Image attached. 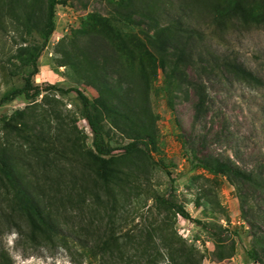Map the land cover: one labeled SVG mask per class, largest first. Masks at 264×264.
<instances>
[{
  "label": "rangeland",
  "instance_id": "rangeland-1",
  "mask_svg": "<svg viewBox=\"0 0 264 264\" xmlns=\"http://www.w3.org/2000/svg\"><path fill=\"white\" fill-rule=\"evenodd\" d=\"M139 1L163 4V19L202 27L204 40L185 66L174 67L172 54L154 48V25L140 13L133 22L119 19V0H59L32 78L59 89L0 105V154L11 165L10 174L0 171V244L14 264H264V190L192 167L181 146V138L194 140L203 152L264 174V24L210 31L200 6ZM47 6L0 0V98L23 84L28 68L20 46L42 43ZM90 13L109 23L87 22ZM224 59L251 70L262 85L226 71ZM194 85L206 98L198 121ZM69 88L90 98L101 89L108 108L100 107L101 123L114 148L107 164L116 177L98 176L91 132ZM141 131L148 154H125L122 147ZM19 181L60 234L29 235ZM160 197L182 204L202 225L174 214ZM9 214L24 231L20 240L4 220ZM252 248L256 261L247 256Z\"/></svg>",
  "mask_w": 264,
  "mask_h": 264
},
{
  "label": "trees",
  "instance_id": "trees-1",
  "mask_svg": "<svg viewBox=\"0 0 264 264\" xmlns=\"http://www.w3.org/2000/svg\"><path fill=\"white\" fill-rule=\"evenodd\" d=\"M58 2L59 0H48L45 21L40 30L42 43L37 45L35 42L28 41L27 44L20 46L21 54L25 57L23 66L28 68L27 75L20 87H14L1 96L0 105L21 95L30 100L38 97L44 90L59 89L54 84L41 87L35 84L32 79L38 72L37 61L40 51L54 30L55 6ZM119 4L124 8L123 12H118L119 19L133 22L131 17L136 13H140L145 19L152 22V25H154L152 44L161 54H172L175 58L174 67L185 66L191 56L190 50L193 49L195 43L199 44V42L204 40L205 32L202 27L194 25V23L183 22L177 18L163 19V17H166L162 9L163 4H159L154 8L153 4H144L139 0H119ZM179 6L191 11L197 8L199 10V6L200 8L202 7L207 13V21L204 25L210 31H213V29H217L219 32L226 31L227 26L232 22H240L243 25L264 24V0H186L185 2L183 0V3L179 4ZM86 21L95 25L106 26L109 23V18L101 16L98 13H90ZM24 32L26 35H31L28 30L24 29ZM222 65L226 71L231 72L237 78L256 85H262V81L251 70L244 68L241 64L224 59ZM194 87L196 89L197 101L193 108L195 110V120L198 121L205 111L206 98L202 87L199 88V85H194ZM71 91L76 93V98L80 104V115L88 124L91 132L92 152L99 163L98 176L102 179L116 177L113 168H109L107 164V160L113 156L114 148L106 141L104 128L101 123L102 112L100 107L108 109L104 97L100 94L101 89L98 88L99 93L93 98L88 97L78 88L66 90L68 93ZM147 137V134L144 132H138L133 140L122 147L123 152L125 154H132L137 151H143L148 154ZM181 146L192 167L202 168L215 176H226L236 184H249L255 188L264 190L263 173L253 168H242L228 155L219 156L203 152L198 147V143L191 139L181 138ZM10 166L7 157L0 154V171L4 174H10ZM166 173L168 172L166 171ZM17 185H19L18 191L25 201L24 208L19 209V211H24V220L29 227V235L33 237L37 234H46L47 232L55 235L60 234V229L56 226L55 221L40 206L36 198L28 192L27 188L20 181L17 182ZM159 202L183 219L202 225L200 220L191 218L188 210L182 204L165 197H160ZM4 220L16 226L19 234L18 240H20L24 231L20 230L13 216L10 214L5 215ZM247 256L256 261L259 258V252L255 248H252L247 251ZM0 264H14L7 248L2 244H0Z\"/></svg>",
  "mask_w": 264,
  "mask_h": 264
}]
</instances>
